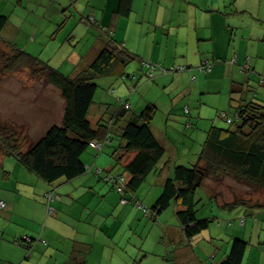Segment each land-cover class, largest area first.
Returning a JSON list of instances; mask_svg holds the SVG:
<instances>
[{"label":"crops","instance_id":"1","mask_svg":"<svg viewBox=\"0 0 264 264\" xmlns=\"http://www.w3.org/2000/svg\"><path fill=\"white\" fill-rule=\"evenodd\" d=\"M119 3L0 0V13L8 17L1 43L27 50L67 76L75 77L86 70L108 44L110 38L103 29L111 30L114 40L138 59L164 68L187 67L180 72L159 71L148 80L135 60L129 67L135 78H127L130 92L128 86L124 88L127 82L123 78L108 80L110 86L102 94L103 100L95 96L90 109L92 124L116 118L124 102L130 109L113 128L110 145L103 151L91 147L83 155L89 168L84 175L50 184L28 169L13 177L12 169L0 166V201L5 202L0 208V264H204L210 253L202 244L208 239L186 236L175 213L181 207L171 206L156 219L144 210L154 205L165 181L174 176L175 167L184 157L170 131L179 130L184 121L186 129H191L194 121L197 125L204 121L208 132L222 128L220 121L212 118L213 112L207 115L208 107L232 112L250 100L264 98V84L260 83L264 78V0H134L130 16L117 12ZM19 13L22 17L18 22L14 15ZM90 16L97 26L88 22ZM244 56L250 71L242 79L237 63ZM202 65L210 66V70H200ZM191 69L199 71L192 75L196 77L194 83ZM215 86L224 97L206 105L210 100L205 96H210ZM117 89L122 91L112 97L110 93ZM149 105L156 107L151 128L165 148V156L140 188L120 192L107 176H128L125 166L134 154L124 150L123 129ZM40 120H32L37 124L33 128L44 131ZM6 156L1 157L2 165ZM147 182L152 183L147 187L149 194L155 192L151 206L142 189ZM53 186L62 199L53 202L55 213L48 215L45 194ZM209 196L219 207L231 203ZM25 236L36 239L30 253L19 243ZM229 252L218 262L213 255L211 264L221 262Z\"/></svg>","mask_w":264,"mask_h":264},{"label":"trees","instance_id":"2","mask_svg":"<svg viewBox=\"0 0 264 264\" xmlns=\"http://www.w3.org/2000/svg\"><path fill=\"white\" fill-rule=\"evenodd\" d=\"M133 4L134 0H120L117 12L122 16H130ZM87 19L92 26H97L95 19L93 21L90 17ZM7 23L8 17L0 13V39ZM103 30L110 41L91 65L75 77L63 74L59 69L14 44L7 43L11 52L2 54L4 71L13 73L30 68L33 76L42 77L57 87L65 100L62 122L50 127L44 135L32 145L26 146L24 150L16 130L8 134H5L6 126L3 127V131L0 130L1 140L6 148L5 155L13 156L47 183L73 180L84 175L89 168L83 161V155L91 147L95 148L92 146L93 142L103 144L101 149L97 148L100 151L110 145L113 128L128 114L125 102L116 118L108 122L100 121L97 126L92 124L89 113L99 88L97 80L111 76L135 78L129 73V67L135 60L141 65L143 73L147 72L144 71L146 67L143 63L149 60L138 59L123 44L114 40L111 30ZM173 68L180 72L187 67L182 70H179V67ZM260 83L264 84V78H260ZM256 99L258 100H250L238 106L232 113L226 111L232 117L231 127L227 129L214 127L208 132L194 165L187 167L179 164L175 167L174 176L165 181L161 195L151 207V211L148 210L154 219L171 206H178L181 208L176 210V217L186 236L194 237L208 229L211 221L198 217L197 206L200 199L197 193L205 180L212 176L230 175L237 181L251 184L264 192V98ZM155 113L156 107L149 105L141 115L132 117L123 129L124 150L126 153H133L134 156L125 166L128 176L125 173L117 176H124L125 187L133 191L147 181L165 156V148L151 128ZM122 160L123 157L118 158L117 162L120 163ZM61 199L62 195L56 186L45 194L48 215L55 213L53 202ZM245 203L237 200L223 207L232 208ZM48 206L53 208L52 213H49ZM249 206L254 210L264 209V205ZM39 240L47 243L41 237ZM35 241L36 239L25 236L19 243L25 245L30 253L29 249ZM249 246V242L244 239H234L229 254L217 264H243Z\"/></svg>","mask_w":264,"mask_h":264},{"label":"rangeland","instance_id":"3","mask_svg":"<svg viewBox=\"0 0 264 264\" xmlns=\"http://www.w3.org/2000/svg\"><path fill=\"white\" fill-rule=\"evenodd\" d=\"M21 17L20 13L19 15L16 14L14 15V20L19 22ZM23 37L22 35V38ZM26 38L31 39V36H26ZM8 47L7 44L0 43V130L3 131L4 126L7 127V132H5V134L16 130L19 135L20 145L24 150L26 146L32 145L44 135L50 127L56 123L62 122L65 100L57 87L48 83L42 77L33 76L30 68H24L21 71L13 73L4 71L2 54L11 52ZM25 52L30 54L27 50H25ZM237 64H239L237 67L238 70L242 72L239 76L245 79L248 73V68L245 67V65L248 64L247 57L244 56V60ZM171 68L172 67L166 69ZM190 71L192 72L191 77H195L192 75L199 72L196 69H191ZM162 72L164 73V71ZM158 74L159 71L156 72V75ZM191 77L189 74L190 82ZM109 79L118 80L117 77H103L97 80L99 88L96 98L98 101H102V94L108 91L110 86L108 82ZM195 79L196 77L192 79L193 83ZM124 80L122 81L127 82L124 88L128 86L129 91L130 86L128 82L130 83V81L127 79ZM257 88H260V86L258 85ZM218 89L217 86H215V89L211 90V95L205 96L210 100L209 104L206 103V105L215 104L219 100V96H221V98L224 97V94L219 95L220 93H217ZM121 91V89H117L115 93L113 92L110 94L114 95L112 97H116ZM104 102L107 103L108 100ZM118 104L121 103L119 102ZM126 109L129 110L130 108ZM223 109L228 111L227 108H216L215 110L213 107H208L207 115L209 112H213L212 118L219 120L220 126L227 129L231 127L232 123H228L225 118H222L221 115L218 114V112ZM21 115L23 117H21ZM40 118V121L43 122L40 127H43L44 131L33 128V125L37 127V124L32 120H38ZM185 124L186 122L184 121L179 130L175 131L174 128V132L170 131L169 133L175 134V136H173L175 139L173 140L178 143V147L183 153L181 156H184L179 164L191 167L196 163L202 151V144L205 142L208 131L205 128L206 124L204 121H201L198 125L194 121V126L191 129H186ZM1 136L0 134V158H3L6 154V148L3 146ZM2 158L0 159V166H5V169H12L13 177H16L20 170L27 169L14 157H4V165H2ZM1 172L2 170L0 167V174ZM30 179L33 180L32 177H30ZM151 184L152 183L147 182L142 188L145 190L144 192H147L146 201H149V206L153 205L154 202H152V198L155 194V192L149 194L150 192L147 187L151 186ZM209 195L221 197L222 201L227 200L234 202L238 200L246 203L232 208L219 207L216 199L211 198ZM197 197L200 199L197 206L198 217L206 218L211 221L208 229L196 235L195 238L197 240L208 239L205 243L202 241V244L207 245L205 246V251H210V253L208 252V255H206V258H204V264H211L214 261L213 255L217 256V262L220 261V256L231 250L232 243L236 238L244 239L248 241L250 245L243 264H264V209L254 210L249 206L250 204L264 205V192L253 187L251 184L239 182L230 175H223L219 177L212 176L205 180L203 187L198 190ZM144 203L143 204H147L146 206L148 207V202ZM148 208L151 211V207ZM146 214H148L147 216L150 215L147 212ZM194 244H197V242L195 241ZM157 247L159 248V246ZM202 250L203 248L200 249L201 252ZM205 251L203 253H205Z\"/></svg>","mask_w":264,"mask_h":264},{"label":"built area","instance_id":"4","mask_svg":"<svg viewBox=\"0 0 264 264\" xmlns=\"http://www.w3.org/2000/svg\"><path fill=\"white\" fill-rule=\"evenodd\" d=\"M90 20L93 21L94 17L90 16ZM143 65H144V67L147 68V72H146L145 76L147 77L148 80L154 79L157 71H164V72L173 71L174 72L176 70L173 67L171 69H166L162 65L155 64V63H153L151 61H145L143 63ZM182 69H184V68L183 67L179 68V70H182ZM200 70H210V66H208V65L204 66L203 65L200 68ZM125 108H130V104L126 103L125 104ZM221 116H222V118H225L228 123H230V124L232 123V117H230L227 112L226 113L225 112L221 113ZM92 146L95 147V148L101 149L103 144L98 143V142H93ZM107 180L110 181L111 183H114L115 187H116V190H118L120 192L124 191V189L126 188L125 187L126 186L125 185L126 184V180H125L124 176H113V175L110 174V175H108ZM124 200H125L124 202H126V199H124ZM4 206H5V203L3 201H0V208H3ZM48 210H49V213L53 212V208H51L50 206H48ZM145 211L148 213V210L146 208H145Z\"/></svg>","mask_w":264,"mask_h":264}]
</instances>
